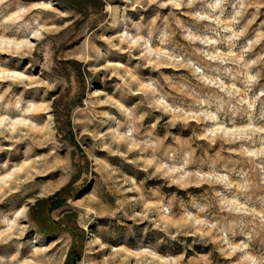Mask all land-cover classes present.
<instances>
[{"label":"rangeland","instance_id":"obj_1","mask_svg":"<svg viewBox=\"0 0 264 264\" xmlns=\"http://www.w3.org/2000/svg\"><path fill=\"white\" fill-rule=\"evenodd\" d=\"M42 26L0 54V264H264V0L3 2L0 52Z\"/></svg>","mask_w":264,"mask_h":264},{"label":"bare ground","instance_id":"obj_2","mask_svg":"<svg viewBox=\"0 0 264 264\" xmlns=\"http://www.w3.org/2000/svg\"><path fill=\"white\" fill-rule=\"evenodd\" d=\"M10 1H15V0H0V3H3V2L4 3H8ZM54 5L55 4L52 1H50L47 5L41 6V8L50 9V7L51 6H54ZM175 5H177V4H175ZM178 6H180V5H178ZM39 9H40V6L39 5H36L34 8L32 6L30 9H28L25 12V15L27 16V13L28 12H31V11H34V10H39ZM177 9L180 10L181 8L178 7ZM40 32H42L44 34H48L50 32V29L46 28L45 26H42V28H40L38 30L32 31V34L28 36V39L23 40V41L7 40V43L10 45V47L12 49L4 50V51L2 49L1 52H0V54H2L4 56H13V57H20L21 56L22 58L23 57H29L31 54H33L34 48H35V43H33V40L35 42V41H38V40H40V39L43 38V34H40L39 35ZM121 40H123V39H121ZM0 43H2L1 40H0ZM12 43H14V44H12ZM6 51H8V52H6ZM21 51H25V53L22 54ZM25 79H27V80H25ZM8 81H13V82H16V83H21V84H25V83L28 82V84L31 85L32 87L35 84V82L32 81L30 77H24L21 74H14V72H11V71H9L7 69L5 70V69H1L0 68V83H6ZM51 118L52 117L50 116L49 119H51ZM7 120H8L7 117H2L0 115V133L1 134H8V135L12 136V137H8L9 139H7V140L5 139L6 142H8V143H10L12 145H15L16 144L17 146L18 145H22V144H24V143H26L28 141L31 142V138L32 137L29 138V139H25V140L23 138L19 139V137H16L18 135H21L20 134V130H22L21 129V126L23 128L26 127L27 121L25 119L18 118V119L15 120V122H11V127L8 129V131H6V129L3 128L2 126H3V124H5V122ZM221 129L222 128H219V130H221ZM29 130L35 131L37 133L43 131V129H41V128L39 129L37 127H35V128H30L29 127ZM46 148L47 147H45L44 149H46ZM7 149L10 150V148H5V149L0 148V150H7ZM33 168H34V165L30 169L25 170L24 173L25 172L28 173V171L31 173V171H32ZM41 173L42 172H40V174ZM36 174H38V173H36ZM44 176H46L45 173H44ZM39 177H41V176H39ZM44 194H47V193H44ZM42 195L41 196L39 195V197H42ZM34 202H35V200L28 201V206L22 208L18 212L16 221L11 225L10 229L8 230V238L10 237L11 239H18V237L16 235H18L21 238H23L24 236H26V233H27V230H28V227H29L28 226V223H29L28 222V220H29V211H30L29 210V206L31 204H33Z\"/></svg>","mask_w":264,"mask_h":264}]
</instances>
